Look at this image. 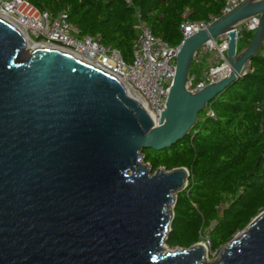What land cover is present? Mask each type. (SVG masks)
Masks as SVG:
<instances>
[{
  "label": "water",
  "instance_id": "water-1",
  "mask_svg": "<svg viewBox=\"0 0 264 264\" xmlns=\"http://www.w3.org/2000/svg\"><path fill=\"white\" fill-rule=\"evenodd\" d=\"M256 16L238 53L235 28ZM224 35L231 74L189 91L195 54ZM263 41L264 0L184 40L155 124L119 79L58 47L30 48L0 15V264H206L202 243L164 253L188 169L153 173L142 152L187 136ZM213 264H264V212Z\"/></svg>",
  "mask_w": 264,
  "mask_h": 264
},
{
  "label": "trees",
  "instance_id": "trees-1",
  "mask_svg": "<svg viewBox=\"0 0 264 264\" xmlns=\"http://www.w3.org/2000/svg\"><path fill=\"white\" fill-rule=\"evenodd\" d=\"M26 1L54 17L66 11L79 37L100 36L126 63L133 60L137 14L155 37L177 48L183 21L206 22L226 6V0ZM142 154L153 173L159 168L190 173L188 187L177 195L166 245L189 249L208 236L212 251L219 253L264 212V48L248 72L200 113L187 136L169 149Z\"/></svg>",
  "mask_w": 264,
  "mask_h": 264
},
{
  "label": "built area",
  "instance_id": "built-area-1",
  "mask_svg": "<svg viewBox=\"0 0 264 264\" xmlns=\"http://www.w3.org/2000/svg\"><path fill=\"white\" fill-rule=\"evenodd\" d=\"M248 1L226 0V6L221 11V15L219 17L210 16L206 22L183 21L181 24L183 41L207 30ZM125 2L131 4L132 0H125ZM0 15L23 29L32 42L58 47L119 79L140 101L154 123L158 124L167 108L170 90L176 76L180 46L172 48L162 39L155 37L139 14H137V24L134 27L137 31V38L132 46L133 60L131 63H126L117 49L103 45L100 36L79 37L77 29L75 30L74 26L69 23L66 11L54 17L26 0H0ZM258 26V16L237 25L235 30L238 41L240 36L255 33ZM262 48H264V41ZM227 50L228 37L224 35L208 41L197 51L193 64L203 74L199 79L198 75L190 72L187 81L189 91L193 93L201 91L209 84L216 83L231 74ZM203 62H209L210 68L207 72L202 70ZM249 66L250 63L246 64L240 77L248 72L246 69H249ZM208 115L213 116L211 112H208ZM201 243L208 252L212 251L208 236H205Z\"/></svg>",
  "mask_w": 264,
  "mask_h": 264
},
{
  "label": "rangeland",
  "instance_id": "rangeland-1",
  "mask_svg": "<svg viewBox=\"0 0 264 264\" xmlns=\"http://www.w3.org/2000/svg\"><path fill=\"white\" fill-rule=\"evenodd\" d=\"M74 29L76 30L77 28L74 26ZM254 34V33H253ZM253 34H246L244 37H239V42H238V47L242 48V51L248 46V44L250 43ZM36 43V42H34ZM37 44V43H36ZM213 58V56H212ZM209 62H203V67L202 70H205L206 72L209 70L210 66L208 64ZM248 70V69H246ZM201 70H199L198 68H196V66L194 65L192 68V73L196 74V75H200ZM203 74V72H201ZM168 247V246H167ZM165 248L164 253H168V252H172L173 249ZM175 250V249H174ZM220 253V252H219ZM219 253L214 252V251H209L207 253V259H206V264H213L215 263L218 259H219Z\"/></svg>",
  "mask_w": 264,
  "mask_h": 264
},
{
  "label": "bare ground",
  "instance_id": "bare-ground-1",
  "mask_svg": "<svg viewBox=\"0 0 264 264\" xmlns=\"http://www.w3.org/2000/svg\"><path fill=\"white\" fill-rule=\"evenodd\" d=\"M8 19V18H7ZM9 21H11V20H9ZM12 22V21H11ZM18 27V26H17ZM21 31H22V33L24 34V36L26 37V40H27V44H28V46L30 47V48H34V47H39V46H41V47H47V46H45V45H43V44H36V43H34V42H32V40L26 35V33H25V31L23 30V29H21L20 27H18ZM48 47H52V46H48ZM224 71V70H223ZM132 94V93H131ZM132 96H134L133 94H132ZM207 253H208V251L206 250V257H207ZM207 259V258H206Z\"/></svg>",
  "mask_w": 264,
  "mask_h": 264
},
{
  "label": "crops",
  "instance_id": "crops-1",
  "mask_svg": "<svg viewBox=\"0 0 264 264\" xmlns=\"http://www.w3.org/2000/svg\"><path fill=\"white\" fill-rule=\"evenodd\" d=\"M77 31H78V29H77ZM245 35H246V34H245ZM245 35H244V36H245ZM244 36H243V37H244Z\"/></svg>",
  "mask_w": 264,
  "mask_h": 264
}]
</instances>
